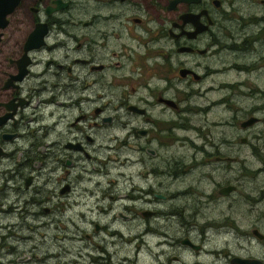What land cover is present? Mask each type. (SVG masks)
I'll use <instances>...</instances> for the list:
<instances>
[{"label": "flooded vegetation", "instance_id": "obj_1", "mask_svg": "<svg viewBox=\"0 0 264 264\" xmlns=\"http://www.w3.org/2000/svg\"><path fill=\"white\" fill-rule=\"evenodd\" d=\"M0 25V264H48L56 254L47 238L57 229L87 239L99 235V257L90 256L99 263L89 264H125L112 259L118 244L125 242L133 251L127 263L134 264L140 263L139 251H145L149 264L180 263L168 248L205 251L203 240L178 236L192 226L177 209L146 206L171 195L156 193L145 182L137 184L129 159L124 162L126 172L118 171L112 181L115 196L102 189L105 162L100 155L127 146L115 134H100L115 123V117L103 115L99 107L104 71L110 66L102 61L103 51L108 43L119 44V52L126 51L131 60L129 74L116 76V88L132 84L131 90L146 92L135 102L121 103L133 115L118 122L120 129H127L123 139H145V145L134 150L154 158L171 145L170 135L188 130L204 139L197 146L185 138L194 153H219L225 138L210 139L209 144L188 114L220 111L225 117L223 101L214 99L201 107L196 99L226 90L232 101V91L247 89L248 79L264 75V0H0ZM258 93L264 95V87L257 89L249 110L263 122L257 113ZM165 111L178 117L162 118ZM259 120L249 115L238 125L245 128ZM212 123L230 131L228 121ZM112 141L118 143L110 147ZM206 145L212 151H206ZM198 169V175L208 176ZM138 172L143 177L151 173ZM202 181L206 189L210 183ZM227 186L235 188L227 184L219 189ZM193 189L201 199L204 188ZM219 189V195L231 191L220 194ZM245 197L264 201V195L255 192ZM92 215L99 219L86 223L88 232L79 221ZM222 228L232 231L224 226L219 231ZM251 234L264 240V233L255 228ZM237 257L264 264L254 256Z\"/></svg>", "mask_w": 264, "mask_h": 264}, {"label": "rangeland", "instance_id": "obj_2", "mask_svg": "<svg viewBox=\"0 0 264 264\" xmlns=\"http://www.w3.org/2000/svg\"><path fill=\"white\" fill-rule=\"evenodd\" d=\"M97 28V25L93 26L91 28L92 32H95ZM97 42L98 45L99 38H97ZM118 49L119 44L108 43L103 51L104 59L102 61L108 63L110 66L104 71L103 86L99 90V93L102 94L99 98V107L102 108L103 115L114 116L115 123L113 124L114 128L105 129L103 135L102 132L100 134L103 138L115 134L118 136L119 141L121 142L124 140L127 146L122 147L117 152H114V150H106L100 155L102 162H105V168L102 169L103 171L105 170L102 185L105 194L115 196L116 192L111 186L112 181L117 177L118 171L126 172L127 167L124 162H126L125 158H127V160L129 159L128 161H131L133 164L131 172L136 174L135 181L137 184H143V182H145V184H150L152 186L154 192L171 195L170 199L166 201L155 199L157 202L153 201L147 203L146 206L155 211H171L177 209V211L181 213V217L185 223L187 222V224L192 226V229L187 232L183 229L178 236H187L197 243L203 240L202 245L204 249L210 248L213 250L210 257L207 256L202 249L199 251V254H194L181 251L176 247L168 248L169 254H176L181 260L180 263L169 264H230L229 260L233 256L238 255L254 256L262 259L264 262V240L257 239L251 234V229L253 228L257 229L260 233H264V201L257 202L256 199L252 200L251 198L245 197L247 194L253 195L254 192L255 196L264 195L262 193V187H264V174L256 178L253 176L251 170L245 169V167L251 168L254 166L249 160L245 159L248 157L247 154L249 152H254V154L259 156L264 154V149L260 152L259 149L256 148V145L259 147L262 145L264 146V141L257 143L258 140L261 139L259 136L264 134L262 119L257 114H254L252 109L249 110L255 103L257 89L264 87V83H261L264 79V75L260 76L259 79L255 78V80L248 79L249 84L247 89L232 91V101L228 100L229 91L226 90L210 91L204 96L200 95V97L196 99L197 105L201 107H204L208 102L214 99L223 101V105L226 106L227 111L225 117L222 116L220 111H205L204 113L200 111L196 114L190 111L188 114V117L197 127L200 128L201 131L203 130V133H206L203 136L207 137L208 143L210 139L216 142L220 137L225 138V145L219 147V153L215 152V154L212 155L205 154L206 152L202 153V151L194 153L191 144H188L186 139H190L192 143L197 146L202 145L204 139L202 137H196L199 132L184 130L176 131L175 135H170L172 137L170 141L172 142L171 145L159 149L157 155L151 158L143 151L140 153L134 150L137 145L144 146L145 139H123L124 132H126L127 129H120L118 127V122L133 117V115L126 112L125 106L121 105V103L126 101L135 102L146 93L139 87H136L135 90H131V88H133L131 87L132 84L123 88L115 87V84L117 86V83H114V81H117L116 76L129 74L130 68L132 69L131 60L124 53L126 51L123 52L120 50L121 52H119ZM111 52H114L115 55L110 56L112 54ZM132 72L131 70V73ZM253 83L255 86H253ZM249 115L258 117L260 120L253 126H247L245 128L239 127L238 123L249 117ZM177 117L176 113L170 111H165V113L162 114V118L165 119H176ZM219 119L229 122L230 131L226 128L224 132L222 129L214 126L212 122ZM135 121L138 123L140 122L138 118L135 119ZM128 142H130L129 146ZM117 143L118 141H112L109 143V146L113 147ZM152 143L154 144V142ZM203 147L208 152L212 151L207 145ZM240 158L244 159V161L240 160ZM259 158L260 160L262 159V157ZM261 161L264 165V159ZM173 164H176V166H172ZM259 164L260 163H257V165ZM208 165L210 167L206 168ZM198 166L202 168L200 171L206 170L209 176L210 184L206 189L205 182L201 181L203 176L197 173L199 170ZM139 169H147L151 173L143 177L138 172ZM196 175L198 176L197 179H195ZM227 184L235 186L234 190H231L226 195H219L217 189ZM187 185L191 186L192 190ZM194 187H198L199 189L203 187L205 192L208 193L205 195L206 198L203 197V199H200L199 196L196 195L198 191L194 190ZM188 190L189 193L187 194L190 195L181 197L182 192ZM107 201L108 199L106 198L101 205L106 207V205H108ZM208 201L211 203L209 206H207L209 203ZM223 209L243 227L244 230L241 235L233 231L223 232V228L222 231H219L217 227L206 230V223L222 215L224 213L222 212ZM110 210L114 211L115 209L111 208ZM98 219L99 216L92 215L80 219L79 222L81 227L89 232L90 225L86 223L90 220L98 221ZM74 221L79 223L76 219ZM47 239H49V250H51L53 254H56L55 259L52 258L48 264L98 263L91 259L90 256L93 258L99 257V250L95 247V245H99V235L95 234L91 236V239H87L82 236V234L75 233V235L71 236L69 231L63 232L57 229L54 233L50 232ZM44 248L45 247H43V249ZM77 248H80V250L77 251ZM26 249L28 248L26 247ZM112 259L115 263L125 260V264H134L127 263L128 260L133 259L131 245L128 242L119 243L115 248ZM136 259L140 262L136 264H149L145 263L148 259L145 251H139L136 255ZM196 261L199 263H195Z\"/></svg>", "mask_w": 264, "mask_h": 264}, {"label": "bare ground", "instance_id": "obj_3", "mask_svg": "<svg viewBox=\"0 0 264 264\" xmlns=\"http://www.w3.org/2000/svg\"><path fill=\"white\" fill-rule=\"evenodd\" d=\"M258 95L259 96H261L260 97V105H259V107L257 108V113L259 114V115H261L262 117H263V115H264V95H263V93H258ZM263 95V96H262ZM263 127H264V120H263ZM261 139L260 140H258V142L257 143H259V142H262V141H264V134L263 135H260L259 136ZM263 144V143H262ZM256 145V144H255ZM257 147H258V149L260 150V152H262V150L264 149V146L262 145L261 147H259L258 145H256ZM248 152V151H247ZM234 155V154H233ZM247 159L246 160H250V163H252V164H254V166L253 167H251V168H249V167H245V169L246 170H251L252 172H253V176L254 177H260L261 175H263L264 174V165L261 163L262 161V159H264V154L262 155V156H259V155H257V154H254V152H249L248 154H247ZM257 156H259V157H262V159L260 160V158L259 157H257ZM243 157V156H242ZM240 160H242V161H244V159H241L240 158ZM257 163H260L259 165H257ZM251 164V165H252ZM250 165V166H251ZM201 176H203V179L204 180H207L206 181V183H210V181H209V176H206V175H201ZM247 178V177H246ZM202 179V180H203ZM259 179V178H258ZM201 180V181H202ZM199 189V188H198ZM208 193L207 192H205V193H201L200 194V196H201V199H203V197H205V195H207ZM206 198V197H205ZM211 200V199H210ZM209 202V201H208ZM217 202H219V201H217ZM209 205H211V203L209 202L208 204H207V206H209ZM204 206V205H203ZM214 206V205H213ZM186 216V215H185ZM229 222H231L233 225H230V224H228ZM206 228H207V230H211V228L212 227H217V229L219 230V228H221L222 226H224L225 227V229L226 230H232L234 233H237L238 235H241L242 233H243V227L241 226V227H237L236 226V224H235V222H234V220H233V218L231 217V216H229L228 215V213L227 212H225L224 213V215L222 216V217H220V215L219 216H217V217H215V218H213V219H211V220H209L207 223H206ZM214 228V229H215ZM215 231V230H214ZM241 237V236H240ZM223 241V240H222ZM242 241H244V240H242ZM220 242V241H219ZM220 244V243H219ZM209 246V245H208ZM224 246V245H223ZM219 248V247H218ZM213 250L212 249H210V248H206L205 249V254L207 255V256H210L211 257V254L213 253L212 252ZM221 252V251H220ZM206 256V257H207ZM94 262V261H93ZM99 263V262H98ZM89 264V263H88Z\"/></svg>", "mask_w": 264, "mask_h": 264}, {"label": "water", "instance_id": "obj_4", "mask_svg": "<svg viewBox=\"0 0 264 264\" xmlns=\"http://www.w3.org/2000/svg\"><path fill=\"white\" fill-rule=\"evenodd\" d=\"M0 26H2V25H0ZM128 108H129V109H134L135 107H133V106H129ZM249 122H250V120H249V121H245V122L243 123V125H244V124H247V123H249ZM232 188H233L232 186L223 187V188L219 189L218 192H219L220 194H225V193H227L229 190H231ZM254 233H256V232L254 231ZM230 262H231V263H234V264H261V262H260L259 260L255 259V258H240V257H237V256H233V257L230 259Z\"/></svg>", "mask_w": 264, "mask_h": 264}]
</instances>
